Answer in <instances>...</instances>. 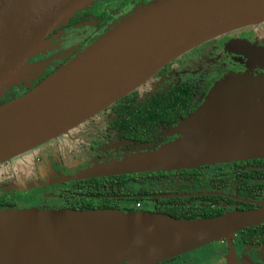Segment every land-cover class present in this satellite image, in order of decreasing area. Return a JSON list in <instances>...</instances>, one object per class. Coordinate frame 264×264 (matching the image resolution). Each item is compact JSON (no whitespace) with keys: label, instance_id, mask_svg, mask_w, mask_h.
<instances>
[{"label":"water","instance_id":"1","mask_svg":"<svg viewBox=\"0 0 264 264\" xmlns=\"http://www.w3.org/2000/svg\"><path fill=\"white\" fill-rule=\"evenodd\" d=\"M99 0H0V99L46 37ZM264 23V0H154L116 23L29 92L0 105V165L79 127L186 52ZM255 64L264 68V53ZM179 137L97 165L80 178L264 159V75L232 73L173 129ZM0 208V264H158L257 223L262 213L175 219L143 211Z\"/></svg>","mask_w":264,"mask_h":264},{"label":"flooded vegetation","instance_id":"2","mask_svg":"<svg viewBox=\"0 0 264 264\" xmlns=\"http://www.w3.org/2000/svg\"><path fill=\"white\" fill-rule=\"evenodd\" d=\"M102 1L94 2V4L97 3V13H92L89 8H85L77 12L67 24L46 37L42 51L33 56L28 63L32 71L29 74L32 88L19 95H12L13 97L10 94L17 88H11L0 99V105L38 86L45 78L108 32L116 23L154 0H109L104 4ZM210 41L186 52L155 74L151 86L145 90L138 89L140 99L144 100L159 92L189 84L192 87V99L197 110L209 94L212 80L215 81L230 72L241 74L254 71L258 73L257 75H264V68L252 60V57L259 56L258 52L264 53V23L251 26L239 38L236 36L225 38L223 35L217 40ZM214 71L217 73L212 75ZM22 85L20 83L19 88ZM108 108L75 128L76 130L73 129L75 132L72 134H68V140L74 143L69 158L70 162L73 160L70 167L62 166L61 168L63 161L60 156H57L55 163L58 168L55 172H49L50 169L47 168L49 162L42 154L30 160L23 158L15 166H11V162L0 165V172H3V166L6 170L5 174L1 175L0 204H5V207L10 205V208L16 209L19 194L47 188L48 192L44 197L48 198L50 203H43L44 205L38 206L39 209L97 210V200L102 197L97 198V190L87 191L83 186L84 182L97 180V177L80 178V176L97 169L99 164L121 159L123 155L132 151L126 149L129 148L130 141L119 140L116 131L113 127L111 128V119L106 112ZM179 121L173 123L169 130H163L157 140L158 144H164L179 137L173 133ZM41 147L43 148V144L39 146V149ZM50 152L53 153V149ZM44 166L46 168H43ZM156 173H169L171 176L162 179L149 177L143 183L131 182L130 187L133 193L104 197L115 200L116 204L113 202L114 208L110 210L143 211L138 210V207L133 209L126 206L123 202L134 201L139 202L137 204L140 205V201L147 200L152 203L153 208L143 212L168 216L170 215L167 213L180 212L183 208L193 211L201 209L207 215V219L236 212L262 213L257 223L236 232L232 243L238 264H264V241H250L256 238L264 240V159L134 175ZM214 247H219L220 250L217 251ZM211 248L213 255H216L209 261L211 264H228L227 255L230 247L225 240L158 264H208L209 262H206L208 260H204L202 255ZM192 255L197 258H192Z\"/></svg>","mask_w":264,"mask_h":264},{"label":"trees","instance_id":"3","mask_svg":"<svg viewBox=\"0 0 264 264\" xmlns=\"http://www.w3.org/2000/svg\"><path fill=\"white\" fill-rule=\"evenodd\" d=\"M191 88L189 84H184L180 87L159 92L144 100L140 99L139 91L136 90L106 110L107 116L111 119L110 126L116 131L118 139L130 141V146L126 149H131L132 151L128 152V154L136 150L148 151L161 146L163 143L158 144L157 140L164 129L169 130L172 128L173 123L178 120L184 121L197 111L192 99ZM170 176L169 173H156L103 177L86 181L83 186L87 191L97 190V198L102 197L97 200V210H110L114 208L113 202L115 203V200L104 197L133 193L130 187L131 182L143 183L149 177L162 179ZM5 206V204H0V208L11 207L10 205ZM167 214L175 219L196 220L208 218L201 209L193 211L192 209L189 210V208H183V211L169 212ZM250 241L264 240L256 238Z\"/></svg>","mask_w":264,"mask_h":264},{"label":"rangeland","instance_id":"4","mask_svg":"<svg viewBox=\"0 0 264 264\" xmlns=\"http://www.w3.org/2000/svg\"><path fill=\"white\" fill-rule=\"evenodd\" d=\"M108 1L109 0H103L102 2L104 4V3H107ZM103 4L98 3V5H103ZM87 8H89L90 12L97 13V3H95V4L93 3ZM250 27L251 26L239 29L237 31H233V32L228 33L224 36H225V38H233L235 36L237 38H239V36H241L242 33L245 32L246 30H248ZM217 39H219V37ZM217 39H214V40H217ZM211 41H213V40H211ZM192 52H194V51H192ZM202 55H203V53H202ZM30 68L31 67L28 66V69L26 70V74L22 76L19 83L11 87V88H17V89H14L15 92H11V94H10L11 97L19 95V94L23 93L24 91H26L27 89L32 88L31 87L32 82H31V79L29 78V74L32 73ZM216 73H217V71H214L212 75H214ZM232 73L239 74V72H232ZM232 73L230 72L229 74H232ZM241 74H246L248 76H252V75L256 76L258 73H255L254 71H246V72L241 73ZM257 76H262V75H257ZM225 77L226 76L222 75L217 80H215V81L212 80L211 84H210V87L212 86L211 90L213 89V87L216 86V84L218 82L223 81L225 79ZM20 83L23 84L21 86V88H19ZM152 84H153V79L150 80L149 82H147L144 86H142L141 89L145 90L146 88H148ZM11 88H10V90H11ZM211 90H209V91L211 92ZM210 92H209V94H210ZM209 94L206 96L205 101L207 100V98H209ZM204 102H203V104H204ZM75 130H71L64 135L59 136L58 138L52 139V140L44 143L43 148L41 147L39 149V146H38V147H36V148H34V149L24 153V154H21L15 158L11 159L9 161L12 164L11 166H15L16 163L19 162L20 160H22L23 158H28V160H30V159L36 158L42 154L45 157V160H47L49 162V164L47 165L48 170L50 169L49 172H55V169L58 168V165H56V163H55V158H57V156H60L62 159L61 161H63V163L61 165L59 164L61 166V168H62V166H63V168L70 167L73 163V160L70 162L69 158L71 155V147L73 146L74 143L69 141L67 136H68V134H72L73 132H75ZM51 149H53V153L50 152ZM25 163H27V162H25ZM41 167H42V165H41ZM4 168L5 167L3 166V172H0L1 173L0 174V181L2 179L1 175L3 173L5 174V171H6V170H4ZM43 168H46V166H44ZM4 179H5V177H4ZM47 192H48V189L46 188V189H43L41 191L34 190L33 192H30V193L19 194L17 197V208L16 209L19 211H26V212H33L34 211L35 212L37 209H39L38 206L44 205L43 203H45V204L50 203L48 201V198L44 197V196H46L45 193H47ZM123 204L126 206H130L133 209H136V202H134V201L123 202ZM152 208H153L152 203L150 201L145 200L143 202L140 201V207L137 209L143 210V211H148V210H151ZM218 248L219 247H216L215 249H217V251H219L220 249H218ZM194 255L197 256L196 254H194ZM194 255H192L191 257L196 259L197 257H195ZM215 257H216V255H213L212 248H211V250L206 251V253L202 255V258L204 260H208L206 262H209L210 260H212ZM208 264H211V262H209Z\"/></svg>","mask_w":264,"mask_h":264},{"label":"built area","instance_id":"5","mask_svg":"<svg viewBox=\"0 0 264 264\" xmlns=\"http://www.w3.org/2000/svg\"><path fill=\"white\" fill-rule=\"evenodd\" d=\"M136 207H138V208H139V207H140V205H139V204H137V206H136Z\"/></svg>","mask_w":264,"mask_h":264},{"label":"crops","instance_id":"6","mask_svg":"<svg viewBox=\"0 0 264 264\" xmlns=\"http://www.w3.org/2000/svg\"><path fill=\"white\" fill-rule=\"evenodd\" d=\"M227 260H228V256H227Z\"/></svg>","mask_w":264,"mask_h":264}]
</instances>
